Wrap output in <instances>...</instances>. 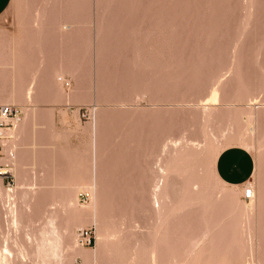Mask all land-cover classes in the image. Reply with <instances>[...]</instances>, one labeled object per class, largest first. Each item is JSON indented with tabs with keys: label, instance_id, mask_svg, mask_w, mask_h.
<instances>
[{
	"label": "rangeland",
	"instance_id": "rangeland-1",
	"mask_svg": "<svg viewBox=\"0 0 264 264\" xmlns=\"http://www.w3.org/2000/svg\"><path fill=\"white\" fill-rule=\"evenodd\" d=\"M3 104L0 264H42L50 218L61 264H264V0H12Z\"/></svg>",
	"mask_w": 264,
	"mask_h": 264
},
{
	"label": "crops",
	"instance_id": "crops-1",
	"mask_svg": "<svg viewBox=\"0 0 264 264\" xmlns=\"http://www.w3.org/2000/svg\"><path fill=\"white\" fill-rule=\"evenodd\" d=\"M12 0H0V15L10 6ZM219 165L217 166V178L224 184L240 186L244 185L248 178L253 175L254 165L251 155L239 147L225 150L219 156ZM250 185V182L248 183ZM247 185V186H248ZM83 187V186H76ZM237 188V189H239ZM237 191L236 187H233ZM222 264V263H212Z\"/></svg>",
	"mask_w": 264,
	"mask_h": 264
},
{
	"label": "bare ground",
	"instance_id": "bare-ground-1",
	"mask_svg": "<svg viewBox=\"0 0 264 264\" xmlns=\"http://www.w3.org/2000/svg\"><path fill=\"white\" fill-rule=\"evenodd\" d=\"M9 156L11 157V156H13V154L9 153ZM248 186L252 187L251 184ZM248 186H246V187H248ZM245 188H244V190H245ZM93 190H94V186H92V191ZM244 190H243V192H244ZM161 195H162V184H161V182H158L157 184H155V187H154L153 192H152V206L155 209V211L158 213V215L164 213V206L162 203V196ZM254 196H255V192H254ZM55 219L50 218L49 220H47L46 223H48V224H46V226L48 225V227H46V230H48V231H45V230H44V232L41 231V233L43 232L42 234H40L41 239H40L39 243L37 242L38 243L37 244L38 246H36L37 256L36 255L35 256L40 258V260L42 261V264H51L50 262H55V264H61L60 259H61V253L63 252L62 249H63V243H64L63 242L64 238L62 235L65 233L63 232L62 228L60 229V227H58V223H56L57 220H55ZM66 230H68V229H66ZM68 233H69V230H68ZM20 252H22V251H20ZM21 255H24V253H21ZM39 258H36V259H39Z\"/></svg>",
	"mask_w": 264,
	"mask_h": 264
},
{
	"label": "built area",
	"instance_id": "built-area-1",
	"mask_svg": "<svg viewBox=\"0 0 264 264\" xmlns=\"http://www.w3.org/2000/svg\"><path fill=\"white\" fill-rule=\"evenodd\" d=\"M18 110L8 104L0 105V136H3L10 126L18 120ZM11 154V153H10ZM2 155V146L0 145V156ZM7 169H1L2 174H6ZM254 197V189L250 186L246 187L243 192V198L245 200H251ZM85 240V243L91 245L92 243V232L91 230H82L79 234Z\"/></svg>",
	"mask_w": 264,
	"mask_h": 264
}]
</instances>
